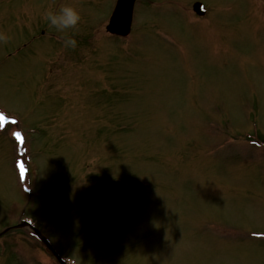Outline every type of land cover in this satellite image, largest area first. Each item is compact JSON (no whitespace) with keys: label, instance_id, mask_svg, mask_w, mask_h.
Returning <instances> with one entry per match:
<instances>
[{"label":"rangeland","instance_id":"obj_1","mask_svg":"<svg viewBox=\"0 0 264 264\" xmlns=\"http://www.w3.org/2000/svg\"><path fill=\"white\" fill-rule=\"evenodd\" d=\"M110 1H92L84 14L88 18L61 33L38 21L58 0H0V34L7 37L0 41V107L21 123L11 133L0 131V229L19 223L25 210L33 211L63 249L64 243L74 244L71 255L78 264H259L264 249L242 247L237 240H229L233 246L228 247L204 230L208 219L246 236L264 232V168H250V146L241 157L206 164L186 155L179 158L173 144L188 148L199 127L196 120L209 124L212 119L205 116L212 112L232 133L251 131L257 122L252 133L258 129L256 135L264 140V0H203L213 4V14L198 18L192 17L196 0H143L135 43L129 41V48L119 51L120 45L107 37L101 43L116 59L117 67L112 56L104 62L109 64L110 83L122 82L125 92L117 96L102 80L90 81L89 88L101 87L100 95L87 96L91 110L79 109L82 102L74 100L73 89L60 91L55 85L59 79L50 75L55 65L63 64L58 52H70L66 57L73 59L78 45L59 48L43 39L24 46V41L36 29L48 37L55 30L60 43L66 35L79 43L86 36L80 48L93 54L98 41L89 42L87 36L102 24L105 28ZM163 30L173 35L171 42L158 35ZM220 39L225 43L221 48ZM42 82L51 94L44 99L38 89ZM143 110L146 118H137ZM107 117L111 125L105 128ZM144 120L150 131L156 128L160 151V164L155 165L156 155L152 170L143 167L136 153L145 134ZM244 120L249 121L245 127ZM15 131L23 137L22 146L13 138ZM205 132L212 136L215 131ZM197 141L200 150L206 148L204 137ZM18 147L28 149L26 161L19 158ZM219 147H224L221 141ZM95 150L98 159L93 158L97 152L91 154ZM79 161L82 167L90 161L89 184L84 183L87 176L77 179ZM29 178L30 190L25 185ZM97 197L116 209L112 221L102 216ZM195 230L202 231L195 236ZM8 232L0 238L2 264H16L10 257L13 251L29 263L57 264L30 230ZM258 250L263 251L261 257Z\"/></svg>","mask_w":264,"mask_h":264},{"label":"clouds","instance_id":"obj_2","mask_svg":"<svg viewBox=\"0 0 264 264\" xmlns=\"http://www.w3.org/2000/svg\"><path fill=\"white\" fill-rule=\"evenodd\" d=\"M43 19L58 32L64 33L65 30L73 29L80 22L81 15L78 9L71 4H63L57 10H47ZM7 37L0 34V41L6 40ZM63 44L67 48H75L77 41L72 35H66Z\"/></svg>","mask_w":264,"mask_h":264},{"label":"water","instance_id":"obj_3","mask_svg":"<svg viewBox=\"0 0 264 264\" xmlns=\"http://www.w3.org/2000/svg\"><path fill=\"white\" fill-rule=\"evenodd\" d=\"M131 3H132V0H121V6L126 4V8L128 6H130ZM126 17H129V10L128 9L125 12V14H119V15L114 16L112 18L111 24L109 26V29H111L112 31H116V30H119V29L128 28V22H127Z\"/></svg>","mask_w":264,"mask_h":264}]
</instances>
